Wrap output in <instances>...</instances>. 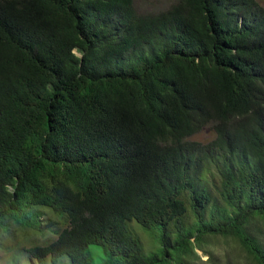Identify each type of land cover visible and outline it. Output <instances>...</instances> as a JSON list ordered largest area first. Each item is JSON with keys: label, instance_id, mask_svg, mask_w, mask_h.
<instances>
[{"label": "trees", "instance_id": "1", "mask_svg": "<svg viewBox=\"0 0 264 264\" xmlns=\"http://www.w3.org/2000/svg\"><path fill=\"white\" fill-rule=\"evenodd\" d=\"M42 208L59 218L41 226ZM131 221L160 228L162 256ZM13 223L56 235L25 249L39 264L182 262L208 234L264 264V4L0 0V231Z\"/></svg>", "mask_w": 264, "mask_h": 264}, {"label": "rangeland", "instance_id": "2", "mask_svg": "<svg viewBox=\"0 0 264 264\" xmlns=\"http://www.w3.org/2000/svg\"><path fill=\"white\" fill-rule=\"evenodd\" d=\"M178 0H136L137 6L141 12L159 11L171 6ZM264 4V0H260ZM202 142H208L214 138V132L206 128L202 132L193 137ZM39 220L41 226H46L50 218L58 219L59 215L52 212L50 209L42 208ZM128 227L139 236L144 250L147 254L161 252V230L159 227L154 229H146L137 221L128 223ZM133 227V228H132ZM262 237H264V230ZM56 238V235L51 231L46 230L44 233L36 228L22 226L18 223H13L8 231H0V264H39L25 251L26 248L34 245H43ZM203 246H198L196 254H188L182 252L181 261L176 259L177 253L169 255V264H250L245 250H243L237 241L233 238L225 236L208 234L203 237ZM194 241V238L192 239ZM202 245V244H201ZM95 247H91L94 259H99L98 251L94 252ZM189 255V256H188ZM65 261V260H64ZM63 261V262H64ZM44 264H52L50 259H47Z\"/></svg>", "mask_w": 264, "mask_h": 264}]
</instances>
